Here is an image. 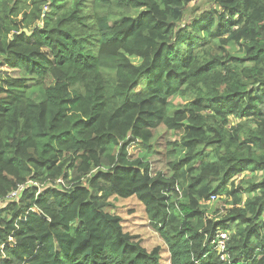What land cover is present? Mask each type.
<instances>
[{"label": "trees", "instance_id": "16d2710c", "mask_svg": "<svg viewBox=\"0 0 264 264\" xmlns=\"http://www.w3.org/2000/svg\"><path fill=\"white\" fill-rule=\"evenodd\" d=\"M1 64L0 264H162L113 196L168 264H264V0H0Z\"/></svg>", "mask_w": 264, "mask_h": 264}, {"label": "rangeland", "instance_id": "374dc122", "mask_svg": "<svg viewBox=\"0 0 264 264\" xmlns=\"http://www.w3.org/2000/svg\"><path fill=\"white\" fill-rule=\"evenodd\" d=\"M195 3L196 2L192 3V5ZM206 7L207 6L201 5L202 9ZM186 19H188V17ZM134 61L139 63L140 60L136 58ZM0 70L6 71L12 75H18L19 73L18 69L10 68L5 64L0 65ZM173 101L174 103L182 102L179 98L174 99ZM180 134V132L169 131L164 125H160L154 130V139L152 140L150 148V150L153 152L152 154L151 152L149 153V160L153 170L164 172L168 171V162L172 159V157L167 153V147L169 146L170 142H174L175 140L179 139ZM142 150H144V148L140 147L139 145L130 147V153L135 158L142 154ZM245 174L248 173H243L238 176L236 184L240 182ZM110 201L113 204V207L108 210L116 213L123 219L125 231L137 235L142 241V245H144L148 250L153 249L155 246H161L162 264H168L169 253L167 252V247L160 238L159 234L150 226L144 205L135 196L129 198L113 196ZM211 202L212 206L217 207L222 211H224V209L227 207L224 197L218 196Z\"/></svg>", "mask_w": 264, "mask_h": 264}, {"label": "built area", "instance_id": "2783aa9c", "mask_svg": "<svg viewBox=\"0 0 264 264\" xmlns=\"http://www.w3.org/2000/svg\"><path fill=\"white\" fill-rule=\"evenodd\" d=\"M32 182L18 186L15 190L11 191L4 199H0V209L5 206L9 201L18 200L23 190L31 185ZM57 184H64L62 179L57 181ZM217 198L216 195L211 196V201ZM230 239V233L226 231H219L216 238V250L219 252L223 260L228 258L227 243Z\"/></svg>", "mask_w": 264, "mask_h": 264}, {"label": "water", "instance_id": "95a60500", "mask_svg": "<svg viewBox=\"0 0 264 264\" xmlns=\"http://www.w3.org/2000/svg\"><path fill=\"white\" fill-rule=\"evenodd\" d=\"M25 31L28 33V34H30L31 32L30 31H28L27 29H25Z\"/></svg>", "mask_w": 264, "mask_h": 264}, {"label": "crops", "instance_id": "0c3cea01", "mask_svg": "<svg viewBox=\"0 0 264 264\" xmlns=\"http://www.w3.org/2000/svg\"><path fill=\"white\" fill-rule=\"evenodd\" d=\"M165 256H166V254H165Z\"/></svg>", "mask_w": 264, "mask_h": 264}]
</instances>
